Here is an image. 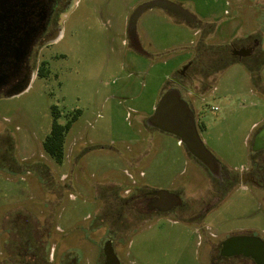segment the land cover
Returning <instances> with one entry per match:
<instances>
[{"label":"rangeland","instance_id":"rangeland-1","mask_svg":"<svg viewBox=\"0 0 264 264\" xmlns=\"http://www.w3.org/2000/svg\"><path fill=\"white\" fill-rule=\"evenodd\" d=\"M146 1L45 0V31L59 32L40 36L20 63L33 70L25 91L0 89V264H103L108 242L121 264H213L212 248L229 230L264 238V192L253 187L236 184L212 213L183 221L214 201L215 183L177 136L146 122L174 77L201 73L194 96L181 89L201 137L229 170L248 161L249 136L264 124V0H169L196 21L149 9L134 43L129 20ZM254 39L252 57L232 53ZM54 106L62 123L78 116L62 163L43 147ZM139 188L177 192L189 213L151 219L126 207L117 221L118 197Z\"/></svg>","mask_w":264,"mask_h":264},{"label":"flooded vegetation","instance_id":"flooded-vegetation-1","mask_svg":"<svg viewBox=\"0 0 264 264\" xmlns=\"http://www.w3.org/2000/svg\"><path fill=\"white\" fill-rule=\"evenodd\" d=\"M45 4V0H0V15H4L5 17L3 20L0 19V69L3 68L6 76L3 83H0L1 91L6 87L5 85H9L11 88L9 91H11L31 76L33 70L28 65H23V68L19 65L17 69L15 67L16 64L21 63L22 61L24 62L27 56L26 54V56L22 57V51L25 52L27 46L30 48L32 43L39 39L40 36H43L40 39V41L43 42L51 36V33L54 32L55 34L59 32L58 28L51 32L45 31L48 29V16L50 15L48 14L47 5ZM259 45V40L254 39L251 43H245L240 47L233 48L232 53L242 60L245 57H252V55L256 53ZM185 73L186 71L183 68L180 71V74L184 75ZM20 75V80L16 82L13 81L14 78H17ZM200 76L201 73H196L193 76H189L191 78L185 80V82L179 81L174 77L173 82L176 87L173 88H177L180 91L182 88H186L187 93L194 96V91L190 88V84H192V82L195 83L198 77L201 82L203 78L200 79ZM215 90L216 87H213L212 92ZM186 101L195 115L197 127L199 129L197 115L192 107V101L191 99H186ZM255 128V131H252L255 133L249 136V140H252L249 159L246 163L236 167L235 170L231 171L220 163V168L216 170V174H212L208 168L195 158V160L204 167L208 175H210L209 181L211 182V185H213L212 183H215V188L211 187V196L214 201H212L210 205L209 203L206 204L201 212L199 211L200 214L198 212L196 215L191 216V222L196 218H201L203 215L209 213L211 209H216V204L222 199H225L230 189L236 184L244 189H251L253 187L255 188H252L253 190L264 192V136L261 137L260 141L258 139V136L264 130V124L261 126L258 124ZM203 188L205 189H202L201 199L206 202L207 199L205 200L204 193L206 192L208 196L207 192H209V189L208 186H204ZM118 198L120 202H118L119 204L117 205L115 216L117 221L120 220V218H123V210L126 209V207L134 216L141 218L151 216V219L155 217L159 219L173 210L185 213L186 209L188 210L190 206V203H187L188 201L180 198L177 192H172L171 190L164 188H151V190L139 188L136 191L128 190L127 195L121 194ZM198 221L199 220H196L195 222ZM200 224H198L200 226L199 229L203 230L209 228L207 225ZM262 232L264 233V230ZM211 237H214L215 239L219 238L216 233H211ZM252 237H257L264 241V238L262 236H257L253 229L239 228L226 232L222 238L221 244L217 242L216 246L212 248L213 264H219L220 258L226 259L227 262H229L227 264H232L231 260L235 258L246 260V264H259L252 257H246L243 255L226 256L222 254L224 241L231 238ZM105 261L106 257L103 264H105ZM41 264L53 263L52 261H44Z\"/></svg>","mask_w":264,"mask_h":264},{"label":"water","instance_id":"water-1","mask_svg":"<svg viewBox=\"0 0 264 264\" xmlns=\"http://www.w3.org/2000/svg\"><path fill=\"white\" fill-rule=\"evenodd\" d=\"M161 8L171 14L184 19L187 22H195L197 17L182 5L169 0H148L140 4L132 13L129 20V35L132 42H137V21L147 10ZM4 15H0L3 20ZM24 44V43H23ZM28 46L22 57L28 54ZM1 54V46H0ZM20 63L16 64V69ZM188 65L184 67L187 68ZM6 79L3 68L0 69V83ZM32 78L29 76L20 85L9 91L10 95H16L25 91ZM147 124L160 131L173 134L179 138L181 144L187 151L201 162L212 174L220 168V161L207 148L197 127L195 115L187 101L182 97L181 91L177 88L168 89L158 101L153 114L147 119ZM264 136L263 132L258 136L260 141ZM106 257L105 264H121L115 253L111 242L104 248ZM222 254L226 256L243 255L254 258L259 264H264V241L257 238H231L223 243Z\"/></svg>","mask_w":264,"mask_h":264},{"label":"trees","instance_id":"trees-1","mask_svg":"<svg viewBox=\"0 0 264 264\" xmlns=\"http://www.w3.org/2000/svg\"><path fill=\"white\" fill-rule=\"evenodd\" d=\"M44 74V67L39 69V76ZM53 123L51 132L46 136L43 147L44 150L52 156L58 163H62L65 156V139L70 131L72 124L77 120V115L67 120L65 123L60 122L61 114L59 109L53 107ZM189 153V152H188ZM190 154V153H189Z\"/></svg>","mask_w":264,"mask_h":264},{"label":"crops","instance_id":"crops-1","mask_svg":"<svg viewBox=\"0 0 264 264\" xmlns=\"http://www.w3.org/2000/svg\"><path fill=\"white\" fill-rule=\"evenodd\" d=\"M193 181H195V180H192V179L189 180V182H193ZM210 211H211L210 213H212L213 210L211 209ZM179 212H180V214H181V211H179ZM185 213H186V214L189 213L187 209H186ZM183 217H184V216H183ZM182 219H184V218H182ZM183 221H186L187 223H192V222H191V219H190V216L185 217V219H184ZM202 224H203V223H202ZM197 225H198V224H197Z\"/></svg>","mask_w":264,"mask_h":264},{"label":"built area","instance_id":"built-area-1","mask_svg":"<svg viewBox=\"0 0 264 264\" xmlns=\"http://www.w3.org/2000/svg\"><path fill=\"white\" fill-rule=\"evenodd\" d=\"M212 108H213L214 110H218V109H219L218 106H213Z\"/></svg>","mask_w":264,"mask_h":264}]
</instances>
